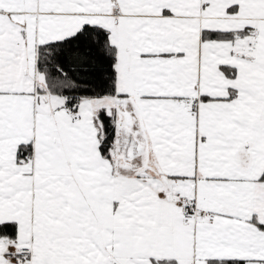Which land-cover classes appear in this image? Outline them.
Wrapping results in <instances>:
<instances>
[{"label": "snow or ice", "instance_id": "6c2138e0", "mask_svg": "<svg viewBox=\"0 0 264 264\" xmlns=\"http://www.w3.org/2000/svg\"><path fill=\"white\" fill-rule=\"evenodd\" d=\"M0 264H264V0H0Z\"/></svg>", "mask_w": 264, "mask_h": 264}]
</instances>
